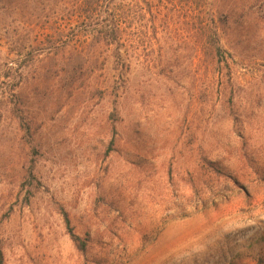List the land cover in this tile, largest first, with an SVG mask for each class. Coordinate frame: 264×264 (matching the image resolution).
Returning <instances> with one entry per match:
<instances>
[{
	"label": "rangeland",
	"instance_id": "obj_1",
	"mask_svg": "<svg viewBox=\"0 0 264 264\" xmlns=\"http://www.w3.org/2000/svg\"><path fill=\"white\" fill-rule=\"evenodd\" d=\"M7 1L0 264H264V11L215 56L209 0Z\"/></svg>",
	"mask_w": 264,
	"mask_h": 264
},
{
	"label": "trees",
	"instance_id": "obj_2",
	"mask_svg": "<svg viewBox=\"0 0 264 264\" xmlns=\"http://www.w3.org/2000/svg\"><path fill=\"white\" fill-rule=\"evenodd\" d=\"M204 0H198V2H202ZM211 3V12H210V23L207 24L204 28L199 31L200 36V52L205 53V51L212 52L213 55L220 54V46H219V37L217 34L218 25H226L229 22H232L236 19L237 13L240 14L243 12H261L264 11V0H209ZM20 5L18 0H10L7 1L3 6L7 7H17ZM254 14V13H253ZM241 16H237L240 18ZM111 24L109 26H101V33L104 37V43L106 45L118 44V40H120L119 28L118 24L114 22V20L110 21ZM214 27V28H213ZM32 48L25 53V56H29L32 53ZM115 56L119 57L118 52L114 50ZM23 51H17L16 55L19 59ZM17 61V60H16ZM81 69L80 67H71L70 71L75 73L77 70ZM65 224L69 228V220L65 217ZM70 229V228H69ZM69 234L72 240L77 241L78 238L69 231ZM82 248V244L80 245Z\"/></svg>",
	"mask_w": 264,
	"mask_h": 264
}]
</instances>
